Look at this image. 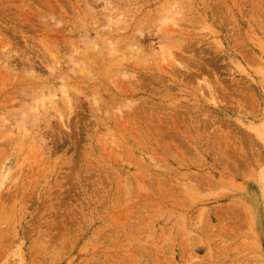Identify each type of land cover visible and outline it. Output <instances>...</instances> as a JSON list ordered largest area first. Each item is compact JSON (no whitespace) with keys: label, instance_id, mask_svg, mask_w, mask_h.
<instances>
[{"label":"rangeland","instance_id":"rangeland-1","mask_svg":"<svg viewBox=\"0 0 264 264\" xmlns=\"http://www.w3.org/2000/svg\"><path fill=\"white\" fill-rule=\"evenodd\" d=\"M0 264H264V0H0Z\"/></svg>","mask_w":264,"mask_h":264},{"label":"bare ground","instance_id":"bare-ground-1","mask_svg":"<svg viewBox=\"0 0 264 264\" xmlns=\"http://www.w3.org/2000/svg\"><path fill=\"white\" fill-rule=\"evenodd\" d=\"M178 13H179V12H178ZM178 13H177V14H178ZM180 15H182V14H180ZM118 18H119V17H118ZM119 19H120V18H119ZM119 21H120V20H119ZM119 21H118V22H119ZM118 22H117V23H118ZM109 23H110V21H109ZM117 23H116V24H117ZM119 23H120V22H119ZM117 25H118V24H117ZM117 27H118V26H117ZM112 28H113V27H112ZM119 28H120V27H119ZM101 29H102V28H101ZM121 29H122V28H121ZM110 30H111V29H110ZM141 30H142V29H141ZM112 31H113V30H112ZM138 34L140 35V33H138ZM97 35H98V34H97ZM110 35H111V38L114 37V34H110ZM136 37H137V36H136ZM119 40H120V39H119ZM131 47H132V46H131Z\"/></svg>","mask_w":264,"mask_h":264}]
</instances>
